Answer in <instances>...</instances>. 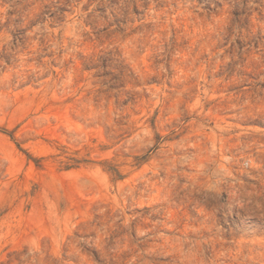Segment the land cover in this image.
<instances>
[{
	"label": "rangeland",
	"instance_id": "374dc122",
	"mask_svg": "<svg viewBox=\"0 0 264 264\" xmlns=\"http://www.w3.org/2000/svg\"><path fill=\"white\" fill-rule=\"evenodd\" d=\"M0 264H264V0H0Z\"/></svg>",
	"mask_w": 264,
	"mask_h": 264
}]
</instances>
